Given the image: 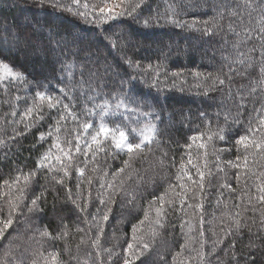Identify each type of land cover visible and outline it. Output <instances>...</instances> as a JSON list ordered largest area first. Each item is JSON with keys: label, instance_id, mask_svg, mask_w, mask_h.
Masks as SVG:
<instances>
[{"label": "trees", "instance_id": "1", "mask_svg": "<svg viewBox=\"0 0 264 264\" xmlns=\"http://www.w3.org/2000/svg\"><path fill=\"white\" fill-rule=\"evenodd\" d=\"M112 2L121 5L114 9L118 12L136 0H123V4L121 0H80L79 9L71 0H0V44H16L13 52L0 48V60L25 77L22 82L5 81L0 85V140L7 143V147H0V218L7 217L10 201L19 203L22 212L14 217L13 227L0 240V264H46L45 257L55 251L63 264H123L128 244L140 247L137 240L148 243L150 248L135 264H234L232 251L225 253L231 237L215 252L212 245L235 219L247 223L253 233L264 234L258 232L264 217V202L258 200L259 186H264V152L255 148L245 151L235 143L246 134L249 116L259 137L256 125L259 116L264 115V86L259 84V67L248 68L245 75L233 72L231 81L225 77L228 64L235 59L232 45L237 39L228 33L227 25L231 22L241 32L245 27H256L257 12L248 9L243 0H143L132 16L96 23L99 8ZM221 6L224 18L219 23L223 31L218 32L213 18ZM69 7L72 11L67 10ZM229 8H235L237 16H229ZM78 10L87 11L88 18L77 15ZM146 19L150 20L147 26ZM173 19L197 24L193 28L178 27L170 22ZM205 21L211 32L204 31ZM255 42L241 45L240 50L245 51ZM64 64L74 65L71 77L62 72ZM231 66L242 73L246 68L235 63ZM218 75L225 78V84L210 88L212 78ZM65 85L76 86L70 106L81 121L85 119V107L100 104L106 98L114 105L123 98L129 110L121 109L106 117L107 123L139 128L149 121L156 125L157 134L130 161V167L113 176L124 167L129 154L113 149L108 154L97 153L93 161L89 152L85 166V157L74 152L77 122L66 115L61 121L59 142L67 149L65 141H72L73 159L63 161L71 165L70 176L63 185L56 184L53 175L59 178L63 173L43 169L19 201L18 188L23 182L12 187L3 182L18 175L17 169L27 173L36 168L40 155L53 143V137L38 142L39 133L49 131L58 113L45 107L44 119L14 141L10 139L13 129L23 131L24 126L13 121H20L37 90L60 95L59 88ZM229 88L232 99L227 96ZM89 96L93 99L89 100ZM241 97V123L234 125L231 117L236 115L235 104ZM64 102L69 103L67 98ZM13 110L15 117L11 115ZM144 112L151 115L145 116ZM229 112L226 125L225 113ZM221 127L225 128V139L213 136L208 140V135ZM80 143L83 147V139ZM201 143L206 147L201 148ZM57 154V149L52 148L51 165L59 168ZM238 155L240 161L236 160ZM244 156L247 168L227 163L243 165ZM76 167L85 168L83 176ZM197 168L205 173L203 191ZM185 170L191 180L183 175ZM178 174L183 176L182 181L176 179ZM222 184L231 188H222ZM44 188L47 197L46 202L40 203L42 211L29 213L31 199ZM68 189L75 204L68 198ZM161 195H165L163 206L157 199ZM100 198L106 201L105 205L100 204ZM154 199L156 203H152ZM77 204L86 206V210L81 211ZM161 207L158 217L156 209ZM108 208L109 219L103 221ZM63 225L69 229L66 238L50 240L40 236L45 227L55 236ZM77 227L82 231H77ZM97 236L99 242L94 244ZM248 241L245 228L235 251L245 252ZM201 251L205 253L203 261L199 257ZM257 260L264 264V252L257 250Z\"/></svg>", "mask_w": 264, "mask_h": 264}, {"label": "snow or ice", "instance_id": "2", "mask_svg": "<svg viewBox=\"0 0 264 264\" xmlns=\"http://www.w3.org/2000/svg\"><path fill=\"white\" fill-rule=\"evenodd\" d=\"M71 3L74 7L79 9L80 7V0H71ZM143 3V0H136V3L127 4L126 6L122 7L121 11H115L114 7H100L99 8V14L95 17V22H107L109 20H114L118 17H123L125 15L132 16L138 8H140L141 4ZM121 4H123V0H121ZM243 4L248 8L251 9L254 12H257L256 17V27H245L243 28V31H237L236 27L233 26L231 22L227 25V31L228 33H233L237 37L236 41L233 43L232 47L235 50V59L231 60V62L228 64L229 72L225 74V77L227 80L231 81L232 75L231 73L235 72L237 75H245L247 74L248 68H254L259 67V75L260 80L259 84L261 86H264V0H243ZM121 5H116L115 7H120ZM84 8L87 9L88 5H84ZM67 10L72 11V8L69 7ZM77 15H80L81 17L87 19L88 13L87 11H77ZM228 15L235 17L237 16V12L235 8H229L228 9ZM250 21L251 23V12L249 13ZM224 18V10L223 6H221V10L217 11L216 17L213 18V27L216 28V30L223 31V26L219 23V20H222ZM159 18H157L158 22ZM173 24H176L178 27H189L193 28L196 27L197 22L193 21L191 23L184 22L180 23L179 21L173 19L170 21ZM145 25L147 26L150 23L149 19H146L144 21ZM241 23H243L241 19ZM208 22H204V31L206 33L211 32L212 29L208 28ZM258 28V31H257ZM199 30V29H198ZM256 41L252 44L250 47H246L245 51H241V45L247 46L250 41ZM258 53V55H256ZM226 61L230 60L229 57H223ZM129 65L131 66V60L128 61ZM232 63L235 64H241L246 65L245 71L239 72L237 69L233 68L231 66ZM74 67L73 64H64L62 66V72H65L69 77L72 76L71 69ZM83 75V73H81ZM25 77L22 73L15 71L8 63L4 62L3 60H0V85L4 84L5 81L11 82V81H17L22 82L24 81ZM61 83L63 81L61 80ZM225 84V78L218 75L215 78H212V84L210 88L214 89L216 85H224ZM39 87H46V86H38ZM75 85L68 86L65 85L63 87L59 88L60 95H53L50 94L47 90L40 91L37 90L35 93V97L33 99L32 105L27 107L25 111L21 115L20 121H13L17 124H23V131H18L16 129H13V136L10 138L12 141L15 140L17 136H23L31 131L32 128L36 127L40 121L44 119L45 116V107L48 111L56 110L58 113V118L56 119V122L54 125L49 126V131L47 133L41 132L39 133V141L42 142L45 141L48 137H53V143L52 145L43 152L36 164V168L30 170L27 173H24L21 169H17L18 175H16L11 181L5 180L3 183L5 186H16L20 185L21 181L23 182V186L18 188V191L20 192V196L17 198V200L22 201L24 198V194L26 193L27 189L30 187L32 180L35 178L36 174L43 170L47 169L49 173H58L62 172L63 176H60L57 178L56 175H53V180H55L56 184L63 185L65 183V179L70 176L69 168L71 165H65L63 163L64 159H67L71 161L73 159V147H72V141H65L67 144V149H65L64 146L61 145L59 142L60 136L59 133L61 131V121L65 120L66 115L72 116L73 119L77 122V135H76V143L74 147V152L76 154L83 155L85 157V166L88 162V153L90 152L92 154V160L95 161L96 155L99 152H105L106 154L110 153L113 149L118 150L120 152L126 151L129 154V160L124 161V167L117 169L116 173H113V176L118 175L119 173L123 172L125 168L130 167V161L138 154L142 153L144 151V148L152 142V140L155 138L157 134L156 125L148 122L145 124L142 128H127L126 126L122 127L121 125H109L106 121V117H109L111 115L117 114L120 112L121 109H124L125 111H128V105L125 103L123 98H115L117 99V102L113 105L111 101H109L107 98L104 100V102L100 104L93 103L92 107H85L84 114L85 119L81 121L79 119V116L72 111V108L70 106L71 102L75 99V97L72 95L73 91L75 90ZM252 91H255V88L252 89ZM239 95V93H237ZM227 96L229 99H232V93L231 89L229 88L227 92ZM64 98H67L69 103L64 102ZM19 99V97H17ZM89 100L93 99L91 96L88 97ZM235 107L237 109L236 115L231 117V123L234 125H239L241 123V115L242 111L244 109V102L243 97H241L240 102L235 104ZM253 111H258L256 109H253ZM145 116H150L151 113L144 112L142 113ZM11 115L15 117L16 111L13 110ZM96 118V119H94ZM230 118V112L225 113V124L227 125ZM247 130L246 134L240 135L239 138L236 140V145H241L245 149V151L255 148L257 150H260L264 152V115H260L258 118V123L256 125V128L260 131L259 137L256 135V132L254 131L253 126V118L249 116L248 122H247ZM225 128L221 127L217 131L213 132L212 134L208 135V140H212L213 136L217 137L220 140H224ZM136 134L139 138V142H134L129 139V135ZM204 134L201 133V136ZM81 139H83L84 144L83 147L81 146ZM192 139H196V137H193ZM0 147H7V143L3 140H0ZM201 148H205L206 145L201 143ZM52 148L57 149V152L60 154L55 155V160L58 164H60L59 168H56L51 165V160L53 159L52 155ZM223 151V150H221ZM239 151V149H237ZM62 154V155H61ZM206 154V153H205ZM241 157L238 155L236 157L237 161H240ZM163 163V161H161ZM189 164L192 163L191 159L188 161ZM228 164H230L232 167L235 168H241L242 166L244 168H247V156H244L243 158V165L241 163H234L232 161H228ZM181 170L185 169V166L183 163H181ZM80 176L84 175L85 168L84 167H76L75 169ZM222 170V169H221ZM198 175L200 176V184L199 187L201 191L204 189V177L205 173L200 171L199 168H197ZM107 175V173H105ZM184 176H188L189 180H191V176H189L188 172L185 170L183 171ZM261 175H264V173H261ZM237 181L240 179V175L237 174ZM176 179L178 181L183 180V176L177 175ZM79 180V177H78ZM89 183H91V178H89ZM103 187V184L101 185ZM109 188L112 187L111 184L108 185ZM175 187L170 185V188ZM180 187H184V185L181 183ZM222 188H231V185L228 184H222ZM77 188H79V183L77 184ZM259 192L261 195L258 197V200L261 202H264V186H259ZM166 195V194H165ZM165 195H161L157 199L159 200V203L161 206H163L165 202ZM47 197V188H44L39 194L34 195L31 199L30 206H28V212H35V211H42L40 208L41 202H46ZM68 198L72 200V202L75 204L76 200L72 198L71 195V189H68ZM79 196H77V199ZM109 201L108 203H110ZM152 203H156V200L154 199ZM171 203V201H169ZM100 204L105 205L106 201L100 198ZM78 208H80L81 211L86 210L85 207H81L79 204L76 205ZM181 206H183V202H181ZM191 207V205H189ZM197 207H201V205H197ZM99 212V209L97 210ZM111 211L110 208H108L102 215V220L107 221L109 219L108 213ZM163 208H157L156 213L159 217L162 214ZM0 214H2V210H0ZM22 214L20 211V205L17 202H9L8 207V214L6 218H0V240L4 239L6 236V233L9 231L10 228L14 225V217ZM237 216H239V213H237ZM93 220H96V217L93 216ZM142 223V222H141ZM255 223V221H253ZM162 226V225H161ZM96 227L99 229L100 232L103 231L102 227L99 223L96 224ZM247 228L249 233V241L246 245V251L242 253H237L235 251L236 243L239 238L242 237V230ZM77 231H82L77 227ZM136 231V226H133V233ZM259 233H264V217L261 218V225L258 229ZM69 235V229L67 225H63L62 230L60 232H57L55 236L52 235L51 232L48 231V229L45 227L42 231H40V236L48 238L50 240L55 239H63L66 238ZM201 235L203 236V231H201ZM231 237V243L228 245V248L225 249V253L227 254L228 250L230 249L232 251V260L234 264H259L257 260V250H260L264 252V243H257V241H264V234H257L253 233L251 230V227L247 225V223H242L240 219H235L232 226L227 228L224 231V236L216 239L213 241L212 245V252H215L216 248L223 244L225 239ZM134 240H137L135 235L133 236ZM99 242V236H97L96 240L93 241L94 244H98ZM137 244L140 245V247H135L133 243H129L127 249L125 250V256L123 258V264H135L136 261L140 260L141 257L144 255V253L149 250L150 245L148 243H145L141 240H137ZM110 251V250H108ZM200 259L203 261L205 258V253L201 251L199 253ZM46 264H63V262L60 260V254L58 251L55 252H49L48 256L45 257ZM33 264H35V261H33Z\"/></svg>", "mask_w": 264, "mask_h": 264}, {"label": "rangeland", "instance_id": "3", "mask_svg": "<svg viewBox=\"0 0 264 264\" xmlns=\"http://www.w3.org/2000/svg\"><path fill=\"white\" fill-rule=\"evenodd\" d=\"M116 5H115V3H110V4H108V7H114V9H116V7H115ZM14 42V41H13ZM15 42L14 43H10V45L9 44H7V42H3L2 44H0V48L1 49H8V50H10V51H14L16 48H15ZM149 121H145V122H143V124L139 127V128H142V127H144L145 126V124L146 123H148ZM152 123V122H151ZM154 124V123H153ZM139 128H137V129H139ZM129 139L130 140H133L134 142H139V138H138V136H136V134H131V135H129ZM116 151H118V150H116Z\"/></svg>", "mask_w": 264, "mask_h": 264}]
</instances>
